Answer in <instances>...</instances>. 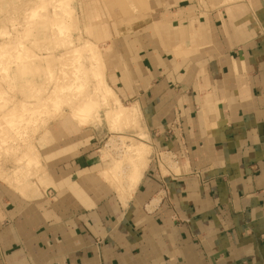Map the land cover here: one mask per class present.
Here are the masks:
<instances>
[{"label": "crops", "instance_id": "0c3cea01", "mask_svg": "<svg viewBox=\"0 0 264 264\" xmlns=\"http://www.w3.org/2000/svg\"><path fill=\"white\" fill-rule=\"evenodd\" d=\"M134 7L91 32L151 149L137 186L101 177L95 129L50 124L51 185L0 181V264H264V0Z\"/></svg>", "mask_w": 264, "mask_h": 264}, {"label": "rangeland", "instance_id": "374dc122", "mask_svg": "<svg viewBox=\"0 0 264 264\" xmlns=\"http://www.w3.org/2000/svg\"><path fill=\"white\" fill-rule=\"evenodd\" d=\"M135 4L136 0H0V181L5 183V177L6 185L35 196L45 191L51 179L47 167L41 172L36 161L40 141L54 122L76 127L74 112L84 108L88 127L102 139L105 166L116 172L106 181L118 193L130 189L129 146L138 139L144 142L141 119L139 114L135 124L118 119L119 98L107 83L104 41L91 30L104 8L109 15L128 14L136 11ZM99 63L101 73L96 71ZM82 96L90 102L89 113ZM122 105L130 111L137 106ZM150 155L148 148L146 165ZM29 158L33 162L28 163Z\"/></svg>", "mask_w": 264, "mask_h": 264}, {"label": "bare ground", "instance_id": "6f19581e", "mask_svg": "<svg viewBox=\"0 0 264 264\" xmlns=\"http://www.w3.org/2000/svg\"><path fill=\"white\" fill-rule=\"evenodd\" d=\"M16 32V31H15ZM17 47V46H16ZM24 51H26L25 49H24ZM97 51V50H96ZM23 52V51H22ZM24 53V52H23ZM26 53V52H25ZM92 53V52H91ZM24 55V54H23ZM92 55V54H91ZM91 55H89V56H91ZM99 55V54H98ZM96 56H97V54L94 56L93 55V58L95 59L96 58ZM100 56V55H99ZM98 56V57H99ZM101 57V56H100ZM15 59V58H14ZM93 59V60H94ZM98 59H100V58H98ZM4 61V60H3ZM7 61V60H6ZM16 61V60H15ZM98 62L100 61V60H97ZM97 61H95V62H97ZM103 61V60H102ZM92 63V62H91ZM100 64L101 63H99V65L97 66V72H102V70H101V66H100ZM102 64H104L103 62H102ZM10 67V66H9ZM93 67V66H92ZM104 67V66H103ZM102 67V68H103ZM104 69V68H103ZM93 70V69H92ZM110 93L113 95V93L115 94V92L113 91V89L112 88H110ZM115 96V95H114ZM80 101L84 104V105H86V106H88V108H87V112L89 113L90 112V105H87V104H89L90 102L88 101V100H86V98L85 97H81L80 98ZM115 103H116V105H117V108H116V113H117V116H118V119L119 120H124V122H127L128 124L129 123H132V124H135V123H137V119H138V116H137V114H139V110L135 107H133V108H130V109H132V111H130V110H128V109H126L125 107H123V105H122V103L120 102V100L119 99H117V98H115ZM85 109L83 108V109H81V108H79V109H76L75 110V114H74V117L75 118H73L72 117V119H73V121L77 124L76 125V127L78 128V126H80V127H82V126H84L83 128H85V127H88L90 124V121H89V118L88 117H86L84 114L86 113L85 111H84ZM91 114V113H90ZM83 124V125H82ZM121 125V124H120ZM46 135V134H45ZM136 145L135 146H133V145H131V146H129L130 147V149H129V151H133V153L132 154H130V155H128L129 156V158L131 159L130 160V164H129V172H128V174L126 175V186L128 187V188H130V189H132V188H134V187H136L137 186V184H138V182H139V179H140V177H141V174H142V172H143V169H144V167H145V165H146V159H145V154H146V152H147V150H148V148H149V146L146 144V143H144V142H142V141H139V139L138 140H136ZM132 148V149H131ZM8 151H10V149L8 148L7 149ZM30 160H32L33 158H29ZM42 159V157H41V155H40V153H39V151H37V153H36V161H37V163L39 164V166H41V172H42V170L44 171V170H46V166H45V164H44V162L41 160ZM28 161V163L29 162H33V160L32 161ZM23 161H24V159H23ZM27 163V165L29 166V164ZM108 166L109 165H107V167L101 172V177H103L104 178V180L106 181H109L110 180V176L111 177H113V176H115V174H116V172L115 171H109V169L110 168H108ZM114 170V169H113ZM115 170L117 171V172H119L118 171V166H115ZM3 176H1V178H2ZM1 178H0V180H1ZM3 181L6 183L7 181H8V179H6L5 177H4V179H3ZM9 182V181H8ZM110 184V183H109ZM18 191H20V190H18ZM23 195H25V196H27V197H31V198H34L35 197V194H31V193H33V192H25V191H20ZM36 192V191H35ZM124 191H121V193H123ZM126 192H127V190H126Z\"/></svg>", "mask_w": 264, "mask_h": 264}]
</instances>
